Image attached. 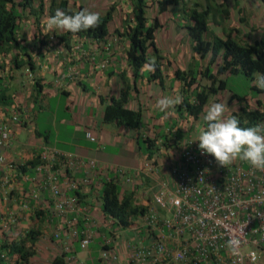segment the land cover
Wrapping results in <instances>:
<instances>
[{"label": "crops", "instance_id": "obj_1", "mask_svg": "<svg viewBox=\"0 0 264 264\" xmlns=\"http://www.w3.org/2000/svg\"><path fill=\"white\" fill-rule=\"evenodd\" d=\"M228 2L231 17L226 24L240 27L241 14L235 3ZM241 3L255 11L250 19L251 25L257 27L249 41L252 43L263 34L260 26H264V6L260 0H242ZM78 6L71 8L76 10ZM120 11L119 6L116 16ZM116 16L109 24L111 35L106 44L74 36L68 42L61 41L59 35L66 31L60 30L44 34L47 42L42 44L37 40V34L43 28L38 30L34 18L30 17L28 21H21L20 33L25 37L24 45H28L26 51L34 63V70L28 63L22 68L15 67L12 58L18 50L3 58L1 65L4 68L0 69V76L6 78V84L12 78L8 89L14 86L16 92L12 94L15 104L9 107L0 105V121L12 128L15 137L9 148L0 150V157L4 159L0 161V247L3 243L20 241L35 231L39 238L35 245L36 254L26 264H54L58 257L65 264L69 260L81 264H131L136 244L146 238V230L140 217L122 229L116 226L113 218L105 215L104 184L107 181L117 183L121 187L120 198L133 192L138 206H154L156 195L174 190V170L182 161L188 145L199 143L196 137L200 129L205 128L203 116L196 119L187 113L180 114V103L167 112L157 108V101L165 97L179 98L182 102L187 96L184 83L176 78V72L174 75L168 72L167 66L162 68V79L150 81L155 71L148 69H143V77L135 79L125 56L126 37L116 33L117 29L124 32V23L121 17V23L117 24ZM212 32L225 37L222 26L210 24V32L205 34L207 40H211ZM28 58L24 55L20 60L27 61ZM193 58L201 59L197 54L192 55ZM210 58L211 54L201 59V69L208 65ZM173 63L181 69L177 61ZM214 69L216 72L217 67ZM124 74L135 89L128 107L141 110L143 114L141 129L105 121L107 104L103 99L120 97L125 84ZM36 84L42 91L40 96L36 94ZM211 84L206 78L201 80L202 86ZM252 86H255L254 82ZM226 93L213 96L207 106L224 104V98L228 97L229 108L225 115L230 117L240 113L243 107L232 109L230 106L241 100L231 101L233 93L229 92L227 96ZM36 97L37 102L33 101ZM246 101L249 109L251 105L250 110H259V102L264 104V93L255 98L246 97ZM18 106L26 115L20 123H15L11 112ZM142 136L157 140L158 149L153 156ZM44 148L71 157L69 162L72 165L66 161L59 167V184L67 197L77 196L79 202L76 211L64 216L55 211V198L44 185V175L35 169ZM80 159L94 160L97 166L85 168ZM239 162L237 159L232 164ZM13 163L26 164L27 167L22 172L10 170L8 166ZM68 168L67 177L63 171ZM122 173L124 180L120 177ZM126 178L130 181L127 182ZM76 182L79 185L74 187ZM86 239L90 240L89 245L82 248ZM6 259L7 264H23L17 254L8 255Z\"/></svg>", "mask_w": 264, "mask_h": 264}, {"label": "trees", "instance_id": "obj_2", "mask_svg": "<svg viewBox=\"0 0 264 264\" xmlns=\"http://www.w3.org/2000/svg\"><path fill=\"white\" fill-rule=\"evenodd\" d=\"M125 1L129 5L130 12H126L122 21L124 23V32L116 30V33L121 37H126L125 56L129 66L132 68L135 79L143 77V65L147 61L155 59V72L151 74L149 80L162 79L163 67L167 66L165 58L162 55L161 49L158 47V30L163 28V24L158 17L150 19L148 16L150 0H113V4L104 16H100V24L94 29L81 31L79 33L65 32L59 35L61 41L68 42L71 37L90 38L100 44H106L111 33L109 24L115 20L116 12L120 6V2ZM198 2L193 7H188L190 0H152V3L158 9L159 15L169 13L172 8H183L173 10L174 17H178L180 13L183 18L188 20L187 28L192 42V48L195 54L201 59H206L209 54L211 58L208 65L201 69L199 63H194L188 71L177 69L176 78L184 83V97L179 104L180 114H189L196 119L204 115L205 107L209 104L211 98L227 91V79H220L221 76L232 74H242L249 82H254V73H264V26L262 27L263 34L261 38L251 40L252 33L257 27L252 26L250 19L255 11L249 10L241 3L242 0H231L232 4L241 14L240 27H232L226 24L231 17V6L229 0H197ZM264 6V0H260ZM49 3V7L47 6ZM71 0H0V69H3V58L7 57L14 50L18 53L13 56L12 63L15 67L22 68L29 64L31 70H34V63L31 56L27 53L28 45H24L25 37L20 33L21 21L34 18L35 26L38 30L42 29V21L55 14L56 9H62L68 14H73L77 11L85 9L83 5L76 7V10L71 8ZM49 14H46V13ZM220 18V21L218 20ZM210 24L222 26L225 32V37H220L215 32H212L211 40H207L205 34L210 32ZM37 40L42 44L47 42L43 31L37 34ZM28 56V60H20L23 56ZM220 60V62H219ZM2 64V65H1ZM172 62H168V65ZM105 67L104 65L102 66ZM215 67L217 71L215 72ZM12 77V76H10ZM201 80L206 78L212 82L210 86H202ZM4 77L0 76V105L9 107L15 104L12 94L16 92V88L11 84L12 78L5 82ZM124 86L120 97H112L108 100L103 99L107 104L105 112V121L107 123H115L125 128L141 129L143 125V114L141 110L134 111L128 106L133 99L132 92L135 90L132 84L123 75ZM136 83V82H135ZM252 90L256 94L264 93V90L252 86ZM37 95H41L38 84L35 85ZM37 97L33 101L37 102ZM238 99L243 100L238 94L232 95L231 101ZM261 109L250 110L249 107L243 108L240 113H235L232 116L238 117L241 127H251L264 122V104L259 102ZM22 115L21 106L17 108ZM8 125V124H7ZM9 126V125H8ZM206 127V125H205ZM144 144L149 146L151 156L154 155L158 146L156 139L144 138ZM45 148L43 149V151ZM42 151V152H43ZM57 151V150H56ZM42 152L40 154H42ZM60 154V161H56L55 169L59 170L69 156ZM38 164L41 162V155L37 159ZM91 161V160H90ZM83 167H95L89 164V160L80 159ZM16 171L22 172L24 165H17ZM9 168V167H8ZM60 171V170H59ZM65 175L69 176V168L65 170ZM61 176V175H60ZM60 183V177L59 181ZM84 184V183H83ZM103 211L107 217L113 218L116 226L125 229L134 223L135 219L143 216L148 208L138 206L135 202V194L133 192L126 193L120 198L121 187L112 181H107L103 187ZM78 193V192H77ZM36 232H31L26 238L12 243H3L0 247V264H7V259L1 255L17 254L23 264L29 262L30 258L36 254L35 245L38 241ZM54 264H65L62 258L55 259Z\"/></svg>", "mask_w": 264, "mask_h": 264}, {"label": "built area", "instance_id": "obj_3", "mask_svg": "<svg viewBox=\"0 0 264 264\" xmlns=\"http://www.w3.org/2000/svg\"><path fill=\"white\" fill-rule=\"evenodd\" d=\"M21 116L12 111L15 123ZM14 139L12 128L0 121V150L9 148ZM198 145L191 142L183 153L174 170V190L156 195L154 206L140 217L146 238L137 242L131 264H264V170L241 160L222 167ZM40 155L35 169L44 175V185L55 198V211L60 216L76 211L78 197H67L58 182L55 163L60 154L45 148ZM8 167L16 169L13 164ZM120 177L125 179L123 173ZM230 240L235 242L231 249ZM89 242L84 240L82 248ZM1 256L7 258L6 253Z\"/></svg>", "mask_w": 264, "mask_h": 264}, {"label": "clouds", "instance_id": "obj_4", "mask_svg": "<svg viewBox=\"0 0 264 264\" xmlns=\"http://www.w3.org/2000/svg\"><path fill=\"white\" fill-rule=\"evenodd\" d=\"M99 24L100 15L87 8L73 14L58 8L53 16L42 21V28L45 35L53 30L75 34L94 29ZM142 67L154 71L155 59L147 61ZM254 76L256 87L264 90V73H254ZM179 103H181L179 98L165 97L159 99L156 106L160 111L167 112L169 108ZM22 112L26 115L24 109ZM225 113L226 106L223 103H211L207 106V111L203 115L206 127L200 129L197 139L201 152L212 155L222 167H227L239 159L256 169L264 170V125L241 127L238 117H229ZM25 115H22L21 119L25 118ZM234 243L230 240L228 247L231 249Z\"/></svg>", "mask_w": 264, "mask_h": 264}, {"label": "rangeland", "instance_id": "obj_5", "mask_svg": "<svg viewBox=\"0 0 264 264\" xmlns=\"http://www.w3.org/2000/svg\"><path fill=\"white\" fill-rule=\"evenodd\" d=\"M49 1V0H48ZM72 2L71 7L75 5H83L85 8L92 12L98 13L100 16H104L107 11L110 9V6L113 4V0H71ZM118 1V0H117ZM121 1V0H120ZM197 0H190L188 7H193L197 3ZM203 2V0H202ZM120 7L122 8V11H120V14L117 13L116 16V23H121V17H124L125 13L128 11L130 12L129 5L125 4V1H122L119 3ZM149 10H148V16L152 20L154 17H158L160 19V22L165 26L163 28H160L158 30V47L161 49L162 55L165 58V62L167 64V71L170 72L172 75H174V72L177 70L176 65L173 63V61H177V65L180 66L181 70L188 71L194 63H199L202 65L201 59L193 58L191 59V56L194 55V51L192 48V42L190 37L188 36V20L183 18V14L180 13V15L176 18L174 17L173 10H178L183 8V5H181L179 8H172V10L169 13H164L162 15L157 14L158 9L155 7L152 3V0L149 1ZM119 9V8H118ZM121 20V21H120ZM25 21H28V19H25ZM168 62H172V64L168 65ZM143 75H145V72L142 71ZM227 79L228 82V89L227 93H236L241 98H244L241 100V102L236 101L235 105L230 106L232 109H235L236 107H243L246 108V104L248 103L246 101V97L248 98H255L258 95L255 91L252 90V83L248 81L245 77L242 75H231ZM201 81V78L199 79ZM226 93V96H227ZM230 93V97H231ZM229 98H224V105L226 106V113L228 111V103ZM250 109L251 105L249 104ZM254 108V107H252ZM198 139V136L196 137Z\"/></svg>", "mask_w": 264, "mask_h": 264}]
</instances>
